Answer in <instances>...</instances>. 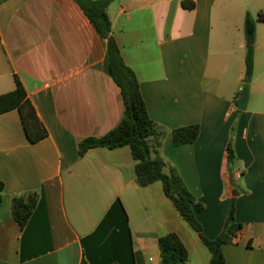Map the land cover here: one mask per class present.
I'll use <instances>...</instances> for the list:
<instances>
[{"label":"crops","instance_id":"1","mask_svg":"<svg viewBox=\"0 0 264 264\" xmlns=\"http://www.w3.org/2000/svg\"><path fill=\"white\" fill-rule=\"evenodd\" d=\"M232 5L114 0L108 11L151 117L168 130L157 154L205 205L196 212L204 234L221 233L235 199L243 228L224 245L227 264H264V39L255 45L249 104L239 110L246 69L232 84L222 71L230 30L241 58L247 50ZM0 34V93L14 89L18 75L49 131L33 143L17 109L0 114V264H162L159 238L169 232L187 246L188 264H209L200 233L163 183H137L128 146L79 155L83 139L120 123L124 101L107 39L78 0H0ZM192 124L201 129L197 140L176 145L172 131ZM231 138L237 162L229 170ZM34 191L37 204L21 225L13 198Z\"/></svg>","mask_w":264,"mask_h":264},{"label":"trees","instance_id":"2","mask_svg":"<svg viewBox=\"0 0 264 264\" xmlns=\"http://www.w3.org/2000/svg\"><path fill=\"white\" fill-rule=\"evenodd\" d=\"M114 0H78L82 10L93 22L99 33L107 39L110 59V72L114 81L121 89L124 101V115L120 123L108 133L101 136H89L79 143V155L95 147L118 148L128 146L136 161L137 183L141 186L149 185L155 181L163 183L164 190L173 201L181 216L187 220L200 233L205 246L211 253L209 264H227L224 245L233 243L243 222L237 219L235 199L224 228L216 238H209L203 232L202 223L196 212L202 211L205 205L197 200L183 178L176 169L157 153L162 147L168 130L154 120L147 108L145 98L141 91L139 77L135 70L129 66L122 54L120 45L113 34L109 6ZM186 8H194V2H184ZM264 21V11L258 18L247 12L245 30L255 35L256 21ZM2 38L0 34V45ZM246 75H252L255 63V46L247 45ZM14 89L0 93V114L17 109L28 139L35 143L49 135L44 122L39 117L37 109L32 102L28 91L15 75ZM201 132L199 124L180 126L172 131L173 142L176 145L191 143L197 140ZM226 161L229 170L237 162L234 141L231 138L226 147ZM232 173V171H231ZM5 183L0 181V206L3 203ZM38 201L36 191L25 195H18L12 201V215L21 225L29 220ZM162 264H188L189 250L180 235L169 232L159 238Z\"/></svg>","mask_w":264,"mask_h":264},{"label":"rangeland","instance_id":"3","mask_svg":"<svg viewBox=\"0 0 264 264\" xmlns=\"http://www.w3.org/2000/svg\"><path fill=\"white\" fill-rule=\"evenodd\" d=\"M233 2L232 8H233V22L234 25L241 28V37L245 45L248 41V32L245 30V18L247 12H250L255 19L258 18L261 11H264V0H231ZM228 35H230V38L228 36L227 38V54L223 56V60L227 58V66L226 70L222 71L225 72V75L229 81L230 84L234 83L235 80H237V75H239V71L241 73V70L244 72L246 69V63H245V49L243 48L242 58L240 54V50H238L235 46L236 44V37L238 35L236 32L229 31ZM264 35V21L257 20L256 21V32L254 35L255 43L254 46H260V43L262 41ZM248 45V44H247ZM240 61V64H239ZM225 63H223L224 65ZM242 65V66H241ZM223 67V66H222ZM244 75V73H243ZM248 75H246L245 80ZM254 85V80L252 78L251 80V90Z\"/></svg>","mask_w":264,"mask_h":264},{"label":"water","instance_id":"4","mask_svg":"<svg viewBox=\"0 0 264 264\" xmlns=\"http://www.w3.org/2000/svg\"><path fill=\"white\" fill-rule=\"evenodd\" d=\"M254 43H255L254 34L251 32H248L247 44L248 45H254ZM251 80H252V75H248L246 80H245V84H244L242 93H241L240 98H239V102H238V109L239 110H246L247 109V106H248L249 100H250ZM235 193L238 194V191L235 190Z\"/></svg>","mask_w":264,"mask_h":264},{"label":"built area","instance_id":"5","mask_svg":"<svg viewBox=\"0 0 264 264\" xmlns=\"http://www.w3.org/2000/svg\"><path fill=\"white\" fill-rule=\"evenodd\" d=\"M242 175H243L242 170H237L236 173H235V176H236V178H238V179H240V178L242 177Z\"/></svg>","mask_w":264,"mask_h":264}]
</instances>
